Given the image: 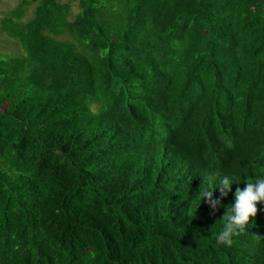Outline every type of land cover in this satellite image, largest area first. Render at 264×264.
Listing matches in <instances>:
<instances>
[{
  "label": "trees",
  "instance_id": "obj_1",
  "mask_svg": "<svg viewBox=\"0 0 264 264\" xmlns=\"http://www.w3.org/2000/svg\"><path fill=\"white\" fill-rule=\"evenodd\" d=\"M79 3L1 19L0 264H264V0Z\"/></svg>",
  "mask_w": 264,
  "mask_h": 264
},
{
  "label": "clouds",
  "instance_id": "obj_2",
  "mask_svg": "<svg viewBox=\"0 0 264 264\" xmlns=\"http://www.w3.org/2000/svg\"><path fill=\"white\" fill-rule=\"evenodd\" d=\"M218 176V172L213 173L210 179L214 180ZM232 183L228 176H224L219 180L222 196L227 195V190H230ZM246 184L247 187L243 191L239 187L236 188V201L231 210L225 213L227 223L217 236L218 243L231 247L233 243L232 237L243 233L249 223L250 216H256L257 202H264V176H257L254 182L248 179ZM212 193L213 191L211 190H204L200 192V195L203 199L207 198L208 202L215 208L219 201L212 199Z\"/></svg>",
  "mask_w": 264,
  "mask_h": 264
},
{
  "label": "rangeland",
  "instance_id": "obj_3",
  "mask_svg": "<svg viewBox=\"0 0 264 264\" xmlns=\"http://www.w3.org/2000/svg\"><path fill=\"white\" fill-rule=\"evenodd\" d=\"M23 0H0V24L1 19L9 13L12 9L16 8L22 3ZM70 1L72 5L73 13H76L80 9V0H64ZM33 4L26 10L25 17H29L33 14ZM24 50L20 42L16 38L10 37L5 33L0 26V56H17L22 55Z\"/></svg>",
  "mask_w": 264,
  "mask_h": 264
}]
</instances>
